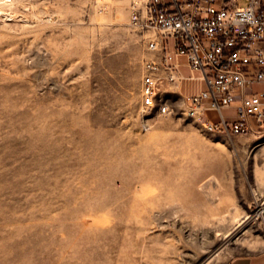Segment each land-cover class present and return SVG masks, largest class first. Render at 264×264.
<instances>
[{"label":"rangeland","instance_id":"obj_1","mask_svg":"<svg viewBox=\"0 0 264 264\" xmlns=\"http://www.w3.org/2000/svg\"><path fill=\"white\" fill-rule=\"evenodd\" d=\"M133 1L0 0V264H225L264 251V135L204 132L165 83L175 112L143 108L158 32L131 24Z\"/></svg>","mask_w":264,"mask_h":264},{"label":"built area","instance_id":"obj_2","mask_svg":"<svg viewBox=\"0 0 264 264\" xmlns=\"http://www.w3.org/2000/svg\"><path fill=\"white\" fill-rule=\"evenodd\" d=\"M131 24L158 32L148 41L154 56L144 63L145 110L172 114L170 89L161 84L195 81L199 87L183 96L185 113L204 132L264 135V0H134ZM254 84L263 88L249 92Z\"/></svg>","mask_w":264,"mask_h":264},{"label":"crops","instance_id":"obj_3","mask_svg":"<svg viewBox=\"0 0 264 264\" xmlns=\"http://www.w3.org/2000/svg\"><path fill=\"white\" fill-rule=\"evenodd\" d=\"M180 61H184V58L179 57ZM186 67V66H184ZM188 68V67H187ZM175 88L177 91H180V94L182 96L189 95L192 93L191 91H185V81H182L176 85L170 86V89ZM225 264H264V251L253 254V255H242V256H236L231 259H229Z\"/></svg>","mask_w":264,"mask_h":264},{"label":"bare ground","instance_id":"obj_4","mask_svg":"<svg viewBox=\"0 0 264 264\" xmlns=\"http://www.w3.org/2000/svg\"><path fill=\"white\" fill-rule=\"evenodd\" d=\"M263 170H264V166H263ZM217 182H219V180H217ZM263 210L264 209L260 210L259 212L261 213ZM243 218L244 219L239 220L237 226H235L234 228H232L230 230H226L224 232L223 236L227 241L231 240L232 242H237L236 238L234 239V236H236V234H238L240 231H242L248 225L247 220L250 218V215L247 213L246 215L243 216Z\"/></svg>","mask_w":264,"mask_h":264}]
</instances>
